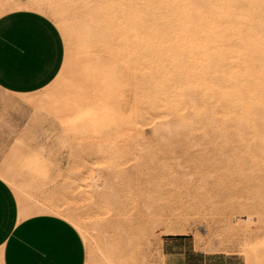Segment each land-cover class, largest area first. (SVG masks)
Masks as SVG:
<instances>
[{
	"label": "rangeland",
	"instance_id": "374dc122",
	"mask_svg": "<svg viewBox=\"0 0 264 264\" xmlns=\"http://www.w3.org/2000/svg\"><path fill=\"white\" fill-rule=\"evenodd\" d=\"M187 1L32 0L61 65L0 90V177L82 264H264V0Z\"/></svg>",
	"mask_w": 264,
	"mask_h": 264
},
{
	"label": "crops",
	"instance_id": "0c3cea01",
	"mask_svg": "<svg viewBox=\"0 0 264 264\" xmlns=\"http://www.w3.org/2000/svg\"><path fill=\"white\" fill-rule=\"evenodd\" d=\"M61 57L57 28L32 0H0L1 91L24 94L45 86L57 75ZM23 205L25 213L34 209ZM82 255L73 225L47 212L21 218L18 197L0 177V264H82ZM181 264L189 263L184 257ZM195 264L221 263L202 259Z\"/></svg>",
	"mask_w": 264,
	"mask_h": 264
},
{
	"label": "bare ground",
	"instance_id": "6f19581e",
	"mask_svg": "<svg viewBox=\"0 0 264 264\" xmlns=\"http://www.w3.org/2000/svg\"><path fill=\"white\" fill-rule=\"evenodd\" d=\"M185 1V0H184ZM189 1V0H188ZM187 1V2H188ZM191 1V2H190ZM189 2V4L187 5V6H185L184 7V9H182L179 13L181 14V15H188V12L190 13L191 11V13H193L194 12V14L196 13V15H204V14H207V12L204 10V8H200L199 6H198V4H196V2H192L193 0H190ZM258 1V0H257ZM131 2V1H130ZM215 2H218V1H214L213 3H215ZM222 2H225V0L224 1H220V3H221V5H222ZM220 3H218V6H221V5H219ZM230 3V2H229ZM132 4V3H131ZM180 4V3H179ZM217 4V3H216ZM255 4H256V2H255ZM200 5V4H199ZM177 6V5H176ZM214 6V4H212V6L211 7H213ZM217 6V5H216ZM218 6H217V8H218ZM233 6V5H232ZM235 6V5H234ZM233 6V7H234ZM236 6H238V5H236ZM235 6V7H236ZM215 7V6H214ZM241 7V6H240ZM209 8V7H208ZM220 8V9H219ZM218 9V14L220 13H223V14H226V15H231V14H233V15H236V13L235 12H237V11H233V9H230V8H227V7H225L224 5H222L221 7H219ZM213 9V8H212ZM215 9V8H214ZM237 9H239V8H237ZM235 10V9H234ZM123 11V10H122ZM211 11V10H210ZM213 11V10H212ZM217 11V10H216ZM215 11V12H216ZM158 12V11H157ZM204 12H206V13H204ZM238 13V12H237ZM216 14V13H215ZM209 15H210V13H209ZM217 15V14H216ZM222 15V14H221ZM242 15V14H241ZM224 17V16H223ZM200 18V17H199ZM133 19V18H132ZM206 20V19H205ZM205 20H204V18H201L200 19V24H199V28H200V30L201 29H205V30H210V25H207L206 23H208V22H206L205 23ZM207 21V20H206ZM215 24V23H214ZM214 24H212V25H214ZM224 25V24H223ZM239 25H240V23H239ZM243 25V24H242ZM241 26V25H240ZM212 27H214V26H212ZM211 27V28H212ZM255 27V26H254ZM183 28V27H182ZM215 28V27H214ZM213 28V29H214ZM230 28V27H229ZM234 28V27H233ZM198 29V28H197ZM231 30H232V27L230 28ZM236 29V28H235ZM264 29V24H262V29H261V31ZM129 30V29H128ZM253 30V29H252ZM252 30H251V32H252ZM210 31H214V30H210ZM242 31V30H241ZM212 33H214V32H212ZM233 34V33H232ZM235 35V34H234ZM262 35V34H261ZM255 39V38H254ZM257 39H258V37H257ZM263 42V41H262Z\"/></svg>",
	"mask_w": 264,
	"mask_h": 264
}]
</instances>
